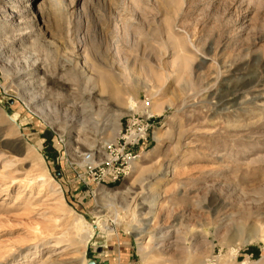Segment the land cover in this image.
<instances>
[{
    "label": "rangeland",
    "instance_id": "obj_1",
    "mask_svg": "<svg viewBox=\"0 0 264 264\" xmlns=\"http://www.w3.org/2000/svg\"><path fill=\"white\" fill-rule=\"evenodd\" d=\"M147 100L131 171L83 187L71 162ZM116 236L133 264H264V0H0V264Z\"/></svg>",
    "mask_w": 264,
    "mask_h": 264
},
{
    "label": "built area",
    "instance_id": "obj_2",
    "mask_svg": "<svg viewBox=\"0 0 264 264\" xmlns=\"http://www.w3.org/2000/svg\"><path fill=\"white\" fill-rule=\"evenodd\" d=\"M150 103L144 101L124 119L118 136L111 142L96 145L82 153L80 164L76 165V178L83 187L97 191L107 188L108 184L116 183L124 178L140 157L141 149L151 128L154 114L150 111ZM73 161L75 158H73Z\"/></svg>",
    "mask_w": 264,
    "mask_h": 264
},
{
    "label": "bare ground",
    "instance_id": "obj_3",
    "mask_svg": "<svg viewBox=\"0 0 264 264\" xmlns=\"http://www.w3.org/2000/svg\"><path fill=\"white\" fill-rule=\"evenodd\" d=\"M42 6H39L38 7V10L37 11H35V14H34V17H35V19H42L44 16H43V14H42ZM39 17V18H38ZM43 30V29H42ZM19 75H24V72H22V73H19ZM105 82H106V80H105ZM107 86L105 85V89H107L106 88ZM111 92H112V94H115V93H117V89L116 88H113L112 90H110ZM135 163V162H134ZM118 221V219L116 220V222ZM86 223H87V225H88V227L87 228H85V226H86ZM93 225H94V228H95V226H96V223L95 222H86V221H84V220H80V222L78 223V228L77 229H79L80 231H83L84 229H85V231H83V232H85V234L84 235H81L82 236V243H83V245H84V247H86V246H88L90 243H92V242H94V240H92L93 238H94V236H93ZM112 226H113V224L112 223H107V226H106V229H105V227L104 226H100L99 228H96V230H95V234L97 233H99L101 230H102V228H103V230H105V231H107L108 232V234H107V236H110L111 235V232H113V229H112ZM251 233H252V231H251ZM83 234V233H82ZM94 234V235H95ZM251 237V236H250ZM70 247V246H69ZM63 250H66V248H63L62 249V251ZM85 252V251H84ZM57 253V252H56ZM60 253V252H59ZM54 254V253H53ZM53 256V255H52ZM59 260H57V259H53L51 256H47V258H45L43 261H42V263L41 264H59V262H58ZM82 263L83 264H91V260L88 258V257H84V259H82Z\"/></svg>",
    "mask_w": 264,
    "mask_h": 264
},
{
    "label": "crops",
    "instance_id": "obj_4",
    "mask_svg": "<svg viewBox=\"0 0 264 264\" xmlns=\"http://www.w3.org/2000/svg\"><path fill=\"white\" fill-rule=\"evenodd\" d=\"M116 237L107 240V246L110 245L114 247L112 252H108L106 254L98 252V247L101 245L105 246V244L100 243L99 245H96V259H100V262L107 260L109 261V264H133L132 243L130 242L131 240L124 236ZM117 247L119 248L118 253H116L115 249ZM105 255L107 256L105 257Z\"/></svg>",
    "mask_w": 264,
    "mask_h": 264
},
{
    "label": "water",
    "instance_id": "obj_5",
    "mask_svg": "<svg viewBox=\"0 0 264 264\" xmlns=\"http://www.w3.org/2000/svg\"><path fill=\"white\" fill-rule=\"evenodd\" d=\"M103 248L102 246L98 247V252H102ZM96 261L98 262L97 264H109V261L105 260L104 262H100V259H96ZM96 261H91V264H95Z\"/></svg>",
    "mask_w": 264,
    "mask_h": 264
}]
</instances>
